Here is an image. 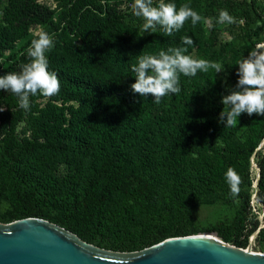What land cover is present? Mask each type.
Returning <instances> with one entry per match:
<instances>
[{
    "label": "trees",
    "instance_id": "trees-1",
    "mask_svg": "<svg viewBox=\"0 0 264 264\" xmlns=\"http://www.w3.org/2000/svg\"><path fill=\"white\" fill-rule=\"evenodd\" d=\"M50 1L53 7L0 0V76L29 62L32 31L44 30L55 41L48 70L60 80L58 95L30 97L28 111L0 90V223L43 219L99 248L131 253L200 234L194 210L217 205L236 209L230 225L214 229L217 236L246 249L259 227L254 195L264 206V116L241 114L235 127L218 122L237 63L249 53L223 43L216 25L206 34L203 20L244 5L248 24L264 25V1L153 0L188 4L202 17L172 36L144 33L143 19L125 9L134 0ZM184 36L193 44L181 45ZM178 46L225 71L181 75V92L159 104L133 94L136 57ZM228 168L240 178L236 195L225 180Z\"/></svg>",
    "mask_w": 264,
    "mask_h": 264
},
{
    "label": "clouds",
    "instance_id": "clouds-1",
    "mask_svg": "<svg viewBox=\"0 0 264 264\" xmlns=\"http://www.w3.org/2000/svg\"><path fill=\"white\" fill-rule=\"evenodd\" d=\"M133 14L143 19L142 31L156 33L163 31L172 36L180 31L186 21L191 19L193 25L201 21L202 17L188 4L177 9L174 3L160 2L153 6V0H134ZM212 27V20L204 21ZM219 24H234L236 20L227 10L219 11ZM193 40L188 36L181 38V45L190 46ZM55 47L54 38L44 30L36 33L31 41L27 55L29 62L21 66L19 72H10L0 76V90L10 92L18 98L19 108L30 110V97L37 94L50 98L60 92L58 74L48 70L47 53ZM186 47H169L167 51L161 50L158 55L140 54L131 71L135 73V83L130 88L133 94L141 97L151 95L152 101L159 104L165 96L178 95L181 92L180 76L195 77L198 72L207 73L210 69L217 74L225 71L220 62L205 59H195L185 54ZM237 83L229 93L222 97L223 110L220 112L218 122L224 127H235L238 118L246 113L264 116V42L257 43L251 48L247 58L242 57L238 63ZM4 109L0 108V111ZM225 180L230 188V194L239 192L240 178L234 169L228 168Z\"/></svg>",
    "mask_w": 264,
    "mask_h": 264
},
{
    "label": "water",
    "instance_id": "water-1",
    "mask_svg": "<svg viewBox=\"0 0 264 264\" xmlns=\"http://www.w3.org/2000/svg\"><path fill=\"white\" fill-rule=\"evenodd\" d=\"M262 147L264 141L258 150ZM0 264H264V254L212 234L169 238L138 252H115L46 220L28 218L0 223Z\"/></svg>",
    "mask_w": 264,
    "mask_h": 264
},
{
    "label": "rangeland",
    "instance_id": "rangeland-1",
    "mask_svg": "<svg viewBox=\"0 0 264 264\" xmlns=\"http://www.w3.org/2000/svg\"><path fill=\"white\" fill-rule=\"evenodd\" d=\"M240 3L242 0H237ZM253 2H259L260 0H248ZM264 1V0H262ZM43 3L48 4L53 7V2L50 0H42ZM132 5L125 7L127 9V13H132ZM237 9L236 6L231 7L232 10L226 9L231 16H233L236 20L234 24H219L218 16L215 20L213 18H205L203 20L204 28L206 30V34H209L210 29L216 25L219 31V39L223 43H231L237 47L246 46L248 49V53L251 51V48L254 47L259 42H264V25L261 22L255 24H248L247 19L244 17L243 7L244 5L239 6ZM223 10L219 8L218 12ZM134 16V14L132 13ZM3 13L0 12V21L2 20ZM206 19L212 20V27H209L204 21ZM32 33H37V30H33ZM253 165V176H254V184L253 191H257V181L259 178V173L257 167V156L254 159ZM253 215L259 222V227L256 232L251 233L247 236V247L246 251L256 254H264L262 248H264V206L262 203L260 204L256 200V195L253 197L252 201ZM236 209L234 207H226V206H210V205H201L194 210L195 217V226L200 230V234H212L217 236L214 231L215 228H218L220 225H230L233 222V218L235 216ZM251 238V239H250ZM250 239V243H249Z\"/></svg>",
    "mask_w": 264,
    "mask_h": 264
},
{
    "label": "bare ground",
    "instance_id": "bare-ground-1",
    "mask_svg": "<svg viewBox=\"0 0 264 264\" xmlns=\"http://www.w3.org/2000/svg\"><path fill=\"white\" fill-rule=\"evenodd\" d=\"M256 184H257V186H258V181H257V183H256ZM257 186H255V187H257Z\"/></svg>",
    "mask_w": 264,
    "mask_h": 264
},
{
    "label": "built area",
    "instance_id": "built-area-1",
    "mask_svg": "<svg viewBox=\"0 0 264 264\" xmlns=\"http://www.w3.org/2000/svg\"><path fill=\"white\" fill-rule=\"evenodd\" d=\"M255 167H257V166H255ZM258 171V170H257Z\"/></svg>",
    "mask_w": 264,
    "mask_h": 264
}]
</instances>
